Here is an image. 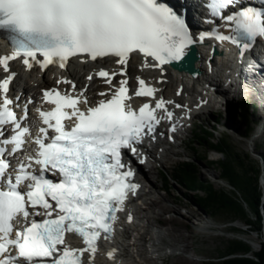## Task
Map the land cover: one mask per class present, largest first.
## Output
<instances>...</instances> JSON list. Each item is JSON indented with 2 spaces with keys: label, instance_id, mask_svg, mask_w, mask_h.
Wrapping results in <instances>:
<instances>
[{
  "label": "snow or ice",
  "instance_id": "6c2138e0",
  "mask_svg": "<svg viewBox=\"0 0 264 264\" xmlns=\"http://www.w3.org/2000/svg\"><path fill=\"white\" fill-rule=\"evenodd\" d=\"M208 7L231 32L217 30L214 38L240 46L241 59L264 38V0L256 7L243 0H210ZM0 29L12 34L13 52L0 58L5 71L18 58L31 70L34 65L65 68L73 57H114L124 74L133 53L163 70L183 61L197 42L184 16L163 0H0ZM98 75L112 85L117 74L101 70ZM14 78L12 72L0 80V264H94L98 241L111 238L117 213L139 187L124 153L135 155L145 136L155 138L162 118L172 119L169 102L161 97L154 106L133 109L126 103V79L110 97L100 93L104 98L94 104L83 91L45 90L44 99L54 107L37 110L43 124L34 137L37 150L13 165L9 157L22 152L31 135L27 104L18 114L19 97L9 96ZM61 82L76 91L72 81ZM138 84L136 96H155L157 90L143 79ZM67 234L78 235L83 246L73 247ZM107 255L114 258L115 249Z\"/></svg>",
  "mask_w": 264,
  "mask_h": 264
},
{
  "label": "rangeland",
  "instance_id": "374dc122",
  "mask_svg": "<svg viewBox=\"0 0 264 264\" xmlns=\"http://www.w3.org/2000/svg\"><path fill=\"white\" fill-rule=\"evenodd\" d=\"M141 73L147 76L151 71L141 70ZM35 90L40 92V87H36ZM248 94H244L234 101V112L231 116L228 113L227 105L209 104L204 113L194 117L192 129L190 128L192 123H189L186 140L177 142V145L182 144V147L177 148L175 144L166 142L167 147L180 151L179 155L171 154L164 164L156 162V169H152L151 159L146 166L145 170L151 169L150 174L155 179V183L153 185V183L146 182L143 189L146 192L152 190L153 199L161 200L162 204L169 208H175L169 213H161L162 207L152 205L149 203L150 201L144 199L136 201L137 206L142 209V216L150 217V226L143 228L142 232H146L148 236L146 246V249L148 248L147 250L150 251L148 256L151 259H156L158 264L218 263L221 254L226 252L229 241L234 238L250 241L254 250L261 248L260 242L264 236L261 237L257 233L250 232V227L244 220H234L232 217L220 214L212 215L198 208L191 199L196 200L201 194L189 191L186 186H182L173 178L181 163L195 160L198 163V172L201 178L213 182L217 189L224 188L227 191L232 189L228 183L220 180V170L217 167H212L209 163V161L218 162L222 156L217 152L211 153L209 143L199 142L194 145L196 149L192 148L193 142L197 141L195 133H202L201 127L203 126H206L208 130L218 127L215 132L217 139L222 136L226 137L241 156H249L250 161H254L264 169V100L262 95L252 94L249 96ZM241 102L252 107L249 114L253 125V121L258 122L257 129H259L262 124L261 129L258 130L260 132L258 133L256 129L250 139L245 137L249 122L244 123L241 119ZM260 185L264 191V172L260 176ZM174 216L178 218V222L166 223ZM139 220L141 226L147 225V222ZM162 240L174 245L176 250L164 246L163 251L155 253L156 249L152 247L153 244Z\"/></svg>",
  "mask_w": 264,
  "mask_h": 264
},
{
  "label": "bare ground",
  "instance_id": "6f19581e",
  "mask_svg": "<svg viewBox=\"0 0 264 264\" xmlns=\"http://www.w3.org/2000/svg\"><path fill=\"white\" fill-rule=\"evenodd\" d=\"M6 49V41L0 39V57L1 54L4 53V50ZM199 50H200V66H202L204 69L203 71V76L201 78H198L197 82L199 85L205 86L209 83L208 80H205L207 76H209V71H211L212 67L211 65L215 63V68L217 67L218 69L220 68L222 72L218 73L216 76V81H226L227 79H233V75H237L238 73L232 75H229V71L232 70L231 67H226L225 63L222 62H217L214 61L210 56L209 52V46L208 44H199ZM227 59L230 61V56L227 57ZM82 62L80 64L74 62L72 63L69 68L67 69L66 72H60L57 73L55 70H51L48 74L42 75V71H39L37 69H33L31 72L28 73V71H25L23 68H21L18 65H15L14 62H12L11 67L12 70L11 72H14L17 74V79L22 83L24 86L25 91H28L29 93L33 94L35 98L38 97V91L35 90L36 87H41V89H50L54 86H58V84H61L62 86H67V83H62L61 81L64 80H70L76 85V90L78 92H88V99L90 101H93L96 99L98 92H108L109 88L106 86L104 83H102L101 87L102 90L99 89L98 79H94L90 83L89 87H86L85 81L87 76H89L90 68L89 64L86 60L82 59ZM110 62L111 65H114V61H108ZM80 66V71L76 72V67ZM140 62L136 61L134 58H131L127 64L126 67H128V73L129 76L128 78L131 79L133 76L138 75L146 77L148 81H156L158 83V86L161 89L160 92V98L162 97L165 101L169 102L168 105L171 106L176 104L182 105V109L180 110V115L184 114V116H188L190 113H192L193 109H195L194 105L197 104L198 102L202 103V111L201 113L205 112V106L209 105L210 103L215 105L221 104L227 105L228 107V113L231 116L234 112V101L237 99L241 98L244 94H248L249 92L246 90V88L242 85L237 86V92L235 95L231 94V89L225 90V92L229 95L228 98L225 97L226 102H213L211 100L205 101L206 97L203 94V90L199 91L197 89V86L192 84L191 81H187V75L185 73H181L179 75H173L170 71L163 70L162 73L160 74L159 72L151 71L149 75H143L141 73V70L145 71L143 67H140ZM83 70L86 71L83 74ZM89 71V72H88ZM10 72V73H11ZM88 72V73H87ZM1 73V69H0ZM9 73V74H10ZM157 73V74H155ZM226 74V75H225ZM241 72L239 73L240 76ZM156 77L154 78V76ZM224 76V77H223ZM255 81H252L253 83H256V89L261 91L262 99L264 100V75L262 76H254ZM253 77V78H254ZM163 79L162 83H159L160 79ZM29 79V80H28ZM261 80V81H260ZM262 84V85H261ZM71 85V84H70ZM70 85L68 84V88H70ZM34 86V87H33ZM246 86V85H245ZM222 86L219 85V88ZM222 89V88H221ZM249 95V94H248ZM252 95V93L250 94ZM249 95V96H250ZM193 98V99H192ZM193 101L192 103L191 100ZM264 103V101H263ZM200 113V114H201ZM193 117V116H192ZM32 121H35V117L33 118ZM167 131V129H166ZM165 130L161 131L160 134L154 138L153 140V146H144L145 152L147 155L150 157V159L153 162L152 169H156L155 163L157 162H162L163 164L166 163V160L170 157L171 154L179 155L180 151H176L173 148L167 147L166 143L163 141L164 134L166 133ZM260 131H258L259 133ZM183 139H178L175 141V146L177 148L182 147V144H178L177 142L182 141ZM184 143V142H183ZM163 150V151H160ZM141 161V159L139 158ZM146 166L141 169V175L144 178L145 182L149 183H155V179L153 176H151V169L149 171L145 170ZM144 194L139 198L144 199L145 201H150L149 203L152 205L160 206L162 207L161 213H169L172 210V208L167 207V205H163L161 200H156L153 199L154 193L152 190L149 192H146L145 189ZM142 190V191H143ZM136 200H134V204ZM134 204L131 205V208L135 210L133 211L135 218L141 219L142 221L147 222L146 226H140L137 227L136 225L130 226L128 229L124 231V233L120 234L117 239L114 240L113 242V248L115 249V257L113 259H108L107 253L109 252L108 250H103L101 253H98L95 255L94 258V264H158L155 260L156 259H151L149 258L150 251L146 249L147 243H148V236L146 235V232H142V229L145 227L150 226V217L149 216H142L143 212L141 208H138L137 206H134ZM162 219V218H161ZM178 222L177 217H172L170 218L166 223H174ZM124 223L125 220L122 218L121 219V225L120 227L124 228ZM208 228V227H207ZM153 240V239H152ZM164 246L171 249H175L174 245L170 243H166V241L162 240L159 243H154L152 247L156 249L155 253L161 252L164 250ZM187 247V246H186ZM176 250V249H175ZM164 263V262H163Z\"/></svg>",
  "mask_w": 264,
  "mask_h": 264
},
{
  "label": "trees",
  "instance_id": "16d2710c",
  "mask_svg": "<svg viewBox=\"0 0 264 264\" xmlns=\"http://www.w3.org/2000/svg\"><path fill=\"white\" fill-rule=\"evenodd\" d=\"M240 104L241 119L244 123L249 122L245 137L250 139L259 123L253 121V125L250 120L249 113L252 107L246 103ZM201 128L202 133H195L197 141L193 142L192 148L196 149L194 145L199 142L209 143L211 153L217 152L222 156L218 162L209 163L220 170V180L228 183L232 189L230 191L224 188L217 189L213 182L201 178L195 160L181 163L173 177L174 180L186 186L189 191L201 194L198 199H191L198 208L212 215L220 214L234 220H244L250 227V232L263 237L264 191L260 185V176L264 169L250 161L249 156H241L226 137L217 139L215 132L218 127L211 130L206 126ZM260 243L261 248L254 250L250 241L234 238L229 241L228 248L221 254L218 263L205 264H264V239Z\"/></svg>",
  "mask_w": 264,
  "mask_h": 264
},
{
  "label": "water",
  "instance_id": "95a60500",
  "mask_svg": "<svg viewBox=\"0 0 264 264\" xmlns=\"http://www.w3.org/2000/svg\"><path fill=\"white\" fill-rule=\"evenodd\" d=\"M199 59L195 47L191 48L189 55L185 57L186 62L189 66H184L182 63H176L174 66L178 70H185L188 73L193 74L194 76H198L200 74L199 69L195 67V62ZM264 202V201H263ZM253 247V246H252ZM254 248V247H253Z\"/></svg>",
  "mask_w": 264,
  "mask_h": 264
}]
</instances>
